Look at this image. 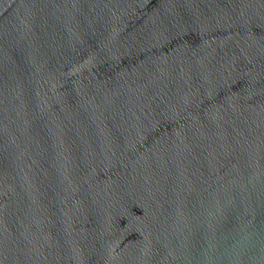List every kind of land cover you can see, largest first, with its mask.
I'll return each instance as SVG.
<instances>
[{
    "label": "water",
    "instance_id": "1",
    "mask_svg": "<svg viewBox=\"0 0 264 264\" xmlns=\"http://www.w3.org/2000/svg\"><path fill=\"white\" fill-rule=\"evenodd\" d=\"M0 264H264V0H0Z\"/></svg>",
    "mask_w": 264,
    "mask_h": 264
}]
</instances>
